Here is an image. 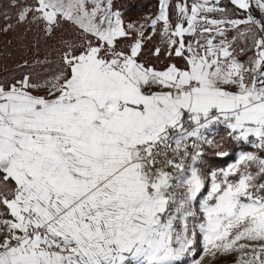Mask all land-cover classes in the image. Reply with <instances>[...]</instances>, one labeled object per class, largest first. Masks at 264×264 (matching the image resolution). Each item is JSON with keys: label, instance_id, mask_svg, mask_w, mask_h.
Listing matches in <instances>:
<instances>
[{"label": "snow or ice", "instance_id": "obj_1", "mask_svg": "<svg viewBox=\"0 0 264 264\" xmlns=\"http://www.w3.org/2000/svg\"><path fill=\"white\" fill-rule=\"evenodd\" d=\"M229 3L242 18L220 0H180L175 23L170 0L128 20L115 0L0 5L69 33L54 73L0 82V264H264V0ZM157 34L163 68L141 60ZM220 125L261 155L206 189L203 145L229 155L206 135Z\"/></svg>", "mask_w": 264, "mask_h": 264}, {"label": "rangeland", "instance_id": "obj_2", "mask_svg": "<svg viewBox=\"0 0 264 264\" xmlns=\"http://www.w3.org/2000/svg\"><path fill=\"white\" fill-rule=\"evenodd\" d=\"M180 2V0H170L169 15L173 23L176 22V12L175 4ZM191 0H189V3ZM229 0H220V6L227 9V15L229 18H242L238 17L239 12L232 6H227ZM6 4V0H0V5ZM125 4V3H123ZM4 11H8L4 7H0V82L14 81L15 79L22 78L25 74H31L33 77L37 75L48 76L56 71L57 65L59 64V50L61 48L60 37L63 35L68 38L69 33L65 32L63 29L57 30V32L52 36L48 37L37 28L35 25H16L15 20L6 21L2 15ZM159 11V0L155 11L151 14H144L143 16H153ZM9 14H12L9 11ZM213 18H220V14L213 13L210 14ZM142 16V17H143ZM260 13L257 12V18H259ZM12 23L13 27L7 32L2 29L6 24ZM235 35L234 32L229 33V38ZM191 39V37H188ZM157 42H160V36L157 38ZM157 44V45H158ZM238 47H245L243 41L237 42ZM251 44V40L248 41ZM251 53H248L250 55ZM240 59H247V55L240 56ZM49 61L50 63H38L39 61ZM27 61V65H25ZM175 62V61H173ZM206 135L210 139H213L217 143L228 142L234 143L237 146H246L245 149H239L233 156V159L228 161L225 165L210 164L205 155L208 151L207 149H215V147L203 145V154L201 159L198 161L201 173L205 177L206 189H210V172L219 171L221 169H227L231 164L235 163L238 155L243 151L256 152L261 155L258 149L254 148L251 144L232 141L227 137V132L222 125L214 128L213 131L207 132ZM223 147V145H222ZM220 150V149H219ZM253 172L256 170L255 166L251 169ZM204 195H207V191H204ZM202 198V197H201ZM236 257L226 256L219 257L214 264H234Z\"/></svg>", "mask_w": 264, "mask_h": 264}, {"label": "trees", "instance_id": "obj_3", "mask_svg": "<svg viewBox=\"0 0 264 264\" xmlns=\"http://www.w3.org/2000/svg\"><path fill=\"white\" fill-rule=\"evenodd\" d=\"M116 6L120 8L125 13V19H139L144 14H151L155 11L158 5V0H115ZM125 3V4H123ZM232 6L229 2L227 3V6ZM236 9V8H235ZM237 10V9H236ZM238 11V10H237ZM257 16V12L255 13ZM238 17H242V14L239 13ZM159 37V34L153 38V40L148 41L145 45L143 55L141 56V60L147 61L148 63L153 64L157 68H163L167 63L169 62H177L176 60H170L168 57L161 55L159 58H156L151 55V50L153 49L154 45H157V38ZM160 45V42L159 44ZM157 45V46H158ZM223 147L220 150L227 151L229 153L226 157H220L216 155L217 150L215 149H207L206 152V159H208V162L210 164H219V165H225L228 161L233 159L234 154L239 149H245L246 146H237L234 143H228V142H222L221 143Z\"/></svg>", "mask_w": 264, "mask_h": 264}, {"label": "built area", "instance_id": "obj_4", "mask_svg": "<svg viewBox=\"0 0 264 264\" xmlns=\"http://www.w3.org/2000/svg\"><path fill=\"white\" fill-rule=\"evenodd\" d=\"M217 127H219V126H214L211 130L208 131V133H209L210 131H213L214 128L216 129ZM189 162H190V161H189Z\"/></svg>", "mask_w": 264, "mask_h": 264}, {"label": "crops", "instance_id": "obj_5", "mask_svg": "<svg viewBox=\"0 0 264 264\" xmlns=\"http://www.w3.org/2000/svg\"><path fill=\"white\" fill-rule=\"evenodd\" d=\"M157 13H158V11H157ZM157 13H156V14H157ZM156 14H154L153 16H155Z\"/></svg>", "mask_w": 264, "mask_h": 264}]
</instances>
